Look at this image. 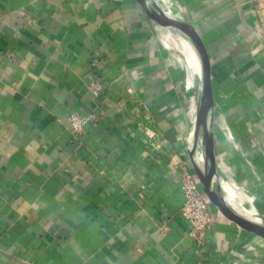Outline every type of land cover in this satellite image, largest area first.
<instances>
[{
    "label": "crops",
    "instance_id": "1",
    "mask_svg": "<svg viewBox=\"0 0 264 264\" xmlns=\"http://www.w3.org/2000/svg\"><path fill=\"white\" fill-rule=\"evenodd\" d=\"M181 1L215 107L228 92L235 108L232 142L215 139L221 183L264 219V10ZM183 53L135 0H0V264H264V239L215 207L189 235L196 73Z\"/></svg>",
    "mask_w": 264,
    "mask_h": 264
},
{
    "label": "water",
    "instance_id": "2",
    "mask_svg": "<svg viewBox=\"0 0 264 264\" xmlns=\"http://www.w3.org/2000/svg\"><path fill=\"white\" fill-rule=\"evenodd\" d=\"M154 23L170 27L184 38L194 50L198 67L196 73V130H201L200 154H190L192 167L200 188L209 202L229 221L245 232L264 239V219L248 217L236 211L221 195V176L215 157V115L211 66L207 48L190 17L177 7L168 8L159 0H135Z\"/></svg>",
    "mask_w": 264,
    "mask_h": 264
},
{
    "label": "built area",
    "instance_id": "3",
    "mask_svg": "<svg viewBox=\"0 0 264 264\" xmlns=\"http://www.w3.org/2000/svg\"><path fill=\"white\" fill-rule=\"evenodd\" d=\"M258 3V12L264 10V0H255ZM94 94L101 91L100 82L94 81L90 86ZM70 122L76 131H81L84 127L85 120L76 116L70 117ZM181 193L184 197L183 215L189 223V235L196 241L203 238L204 233L214 225L216 215L212 212V204L200 188L199 181L195 173L184 169L181 175Z\"/></svg>",
    "mask_w": 264,
    "mask_h": 264
},
{
    "label": "bare ground",
    "instance_id": "4",
    "mask_svg": "<svg viewBox=\"0 0 264 264\" xmlns=\"http://www.w3.org/2000/svg\"><path fill=\"white\" fill-rule=\"evenodd\" d=\"M162 5L168 8L180 7L174 0H159ZM177 38L179 39L184 51L188 54H184V60L186 59L187 68L193 66L194 68L198 67V61L194 50L192 49L191 45L182 38L179 34L175 33ZM190 61V64H189ZM188 62V64H187ZM192 71V70H191ZM193 123L188 128V146L192 153L195 156L200 154L201 149V130H196V106L194 107L193 111ZM195 119V120H194ZM221 195L224 199L239 213L248 217L249 219L253 220L255 217L256 210L254 207L248 205L246 201L243 199L242 195L233 189L229 185H227L224 181L221 183Z\"/></svg>",
    "mask_w": 264,
    "mask_h": 264
},
{
    "label": "rangeland",
    "instance_id": "5",
    "mask_svg": "<svg viewBox=\"0 0 264 264\" xmlns=\"http://www.w3.org/2000/svg\"><path fill=\"white\" fill-rule=\"evenodd\" d=\"M174 1L175 2L177 1L178 4L180 5L181 8L178 7L179 9L183 10L185 13H187V11H189V9L187 7H185V5L183 4V2L181 0H174ZM162 28L171 30L172 34L176 33L173 28H170V27H162ZM165 46H167V45H165ZM175 51H177V53H178V50H175ZM172 52H174V51H172ZM184 63H186V60H184ZM234 109L235 108L233 106L231 97L228 96V92H225L223 94L222 98L218 99V104L216 107L217 116H215V139H216V142L219 144L230 145L228 143L232 142V137L233 138L235 137L234 136V133H235L234 132L235 131L234 125H233L232 121L228 118V115L231 114ZM191 118H192V115L188 116V128H189V126H191ZM229 133L231 134L230 137L227 136ZM230 183L232 184L233 188L237 192H240L242 194V191L239 189V187L236 183H233V182H230Z\"/></svg>",
    "mask_w": 264,
    "mask_h": 264
}]
</instances>
